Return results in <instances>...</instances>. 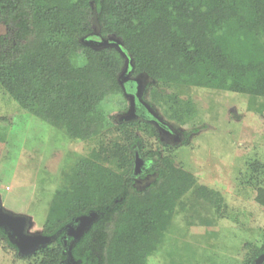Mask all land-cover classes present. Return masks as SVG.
<instances>
[{
	"label": "trees",
	"instance_id": "16d2710c",
	"mask_svg": "<svg viewBox=\"0 0 264 264\" xmlns=\"http://www.w3.org/2000/svg\"><path fill=\"white\" fill-rule=\"evenodd\" d=\"M7 25L14 32L10 41L0 36V88L68 139L93 141L50 202L40 234L51 242L31 256L43 255L40 264H64L68 253V264H147L184 197L193 199L194 215L219 194L146 146L158 140L150 124L110 121L100 104L123 95L125 58L82 39L95 30L118 39L132 76H147L148 85L264 98V0H0V26ZM182 117L175 116L180 125ZM135 154L151 163L141 177H154L144 188L134 182ZM257 201L264 206L263 190ZM91 212L96 220L64 246L66 226ZM0 239L17 251L2 227ZM262 253L264 243L246 264Z\"/></svg>",
	"mask_w": 264,
	"mask_h": 264
},
{
	"label": "rangeland",
	"instance_id": "374dc122",
	"mask_svg": "<svg viewBox=\"0 0 264 264\" xmlns=\"http://www.w3.org/2000/svg\"><path fill=\"white\" fill-rule=\"evenodd\" d=\"M13 32L9 25L0 26V36L9 41ZM163 95L166 104L160 103ZM144 96L165 121L188 136L183 146L165 149L151 138L146 146L171 156L197 185L219 194V201L200 204L194 215L193 199L184 197L147 264H246L264 243V206L257 201L259 190L264 191V98L154 84ZM126 106L125 97L117 95L105 99L100 109L114 122ZM176 115L183 116V124ZM92 147L93 141H72L26 113L0 88V208L24 217L27 235H40L65 175ZM42 259L20 257L0 239V264H40Z\"/></svg>",
	"mask_w": 264,
	"mask_h": 264
},
{
	"label": "water",
	"instance_id": "95a60500",
	"mask_svg": "<svg viewBox=\"0 0 264 264\" xmlns=\"http://www.w3.org/2000/svg\"><path fill=\"white\" fill-rule=\"evenodd\" d=\"M94 44L104 48L115 47L123 56H125V54L121 50L122 43L117 39L108 38L105 40L104 39L99 40L98 42L87 41L85 43V45L90 46L92 48L95 47ZM126 72H127V66L122 71L121 76ZM126 82L127 80L120 82V86L123 92L125 93V95L128 97L130 101V106L126 115L121 119V121L129 122L135 120L137 117L136 109H135V100L140 105H142L141 97L143 91L140 86V81L136 79L134 80V83L136 84L135 93L127 94L124 87V83ZM142 107L148 111L145 105H142ZM142 164L143 161L138 156H136V158L134 159V175H138L140 173ZM96 218L97 215L94 212L76 218L74 222L77 224V226L76 228L69 227L68 231L66 232L67 236L76 239L78 235L82 234V232L96 220ZM25 226H26V219L24 217L11 216L5 213L0 208V227L10 230V235L14 238V245L17 250V255L20 257H29L33 255L38 249L44 248L50 243V238L48 237H44L42 235H27L25 233ZM253 264H264V253L257 256L254 259Z\"/></svg>",
	"mask_w": 264,
	"mask_h": 264
},
{
	"label": "flooded vegetation",
	"instance_id": "af4514ba",
	"mask_svg": "<svg viewBox=\"0 0 264 264\" xmlns=\"http://www.w3.org/2000/svg\"><path fill=\"white\" fill-rule=\"evenodd\" d=\"M108 38H114V37L111 36V37H108ZM103 39L104 38H102L97 31H94V32L88 34L86 37H84L82 39V43L85 45V43L87 41L98 42L99 40H103ZM114 39H116V38H114ZM94 46H95L94 48H104V47H99V46H97L95 44H94ZM107 48L116 49L115 47H107ZM123 57L125 58L124 68L127 66V72L125 74H123L122 76H121V74L119 75L118 82L120 84V82H122L124 80H127V82L124 83L125 91L127 93V90L131 89L130 94H134L135 93V89H136V84L134 83V80H136V79L139 80L140 81V86H141L142 91H143L142 97H141V103H142V105H145V107H147V109H148V111L145 110L142 107V105H140L135 100V109H136V114H137L136 119L137 120L140 119V120L150 124L155 129V131L157 133V138H158L157 143L160 146H162L163 148L170 149L171 147L175 146V144H179V146H183V141H185V139H186L185 138V134H184L185 132H181L178 128L173 127L172 124H170L169 122L165 121L163 119V117L160 114H158V112L155 109L151 108L149 106V104L146 102V100H144V92H145L146 87H147L148 82H149V81H147L148 77L145 76V75L132 76V70L130 68V60H129V58L127 56H123ZM124 68H123V70H124ZM123 96L126 99V105L127 106H126L125 111L122 112L120 117L117 119V122H121V119L126 115L128 109H129V106H130V101H129L128 97L125 95L124 92H123ZM136 156H137V154H135L134 159L136 158ZM148 158H150V157H148ZM150 166H151L150 161H148V160L143 161L140 173L138 175H136V177L134 178L135 185L138 188H144L146 185H148L152 181L151 179H152V177H154L153 174H144L141 177L142 173H145L147 170L150 169ZM139 184H141V185H139ZM76 226H77V224L75 222L73 224H71V225L66 226L64 235L61 238V241L63 242L64 246H66L67 242H69V241L73 242V241L79 239L82 236V234L85 231H87V229L89 228V227H87L82 232V234L78 235V237L76 239H74L73 237L67 236L66 232L68 231L69 227L76 228ZM3 229L7 232V235L14 242V238L10 235V230L6 229V228H3ZM50 242H51V240H50ZM69 249H70V247H69ZM16 254H17V251H16ZM67 256H68V260L64 264H68V262L72 260L69 253L67 254Z\"/></svg>",
	"mask_w": 264,
	"mask_h": 264
}]
</instances>
